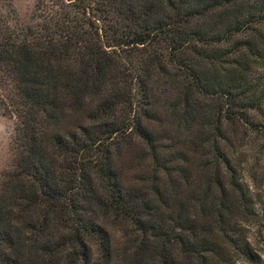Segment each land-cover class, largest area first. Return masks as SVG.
Listing matches in <instances>:
<instances>
[{"label":"trees","instance_id":"16d2710c","mask_svg":"<svg viewBox=\"0 0 264 264\" xmlns=\"http://www.w3.org/2000/svg\"><path fill=\"white\" fill-rule=\"evenodd\" d=\"M0 113V264H264L239 176L264 147V0H35L26 21L0 0Z\"/></svg>","mask_w":264,"mask_h":264},{"label":"rangeland","instance_id":"374dc122","mask_svg":"<svg viewBox=\"0 0 264 264\" xmlns=\"http://www.w3.org/2000/svg\"><path fill=\"white\" fill-rule=\"evenodd\" d=\"M35 0H11V6L14 9V15L19 21H26L31 14ZM16 119L14 117L3 116L0 113V185L4 174L10 170L12 163L11 142L15 132ZM249 139H253L255 143L243 142L240 157L242 159L239 167V176L249 190L251 199L254 200L259 208V214L263 220L260 225L249 227V232L254 237L264 235V147L263 141L252 134ZM141 146L133 144V147L120 162L121 171L127 183L131 184L133 176L143 174L147 170L145 163H139L135 166L132 162L136 154L141 152ZM138 169V170H137ZM137 183H135L136 185ZM101 216V215H100ZM100 219V217H98ZM109 230L113 243L118 247L124 244L125 227L123 224L105 221ZM257 248H262L258 245Z\"/></svg>","mask_w":264,"mask_h":264}]
</instances>
